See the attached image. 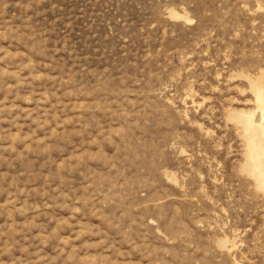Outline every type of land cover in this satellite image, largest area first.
<instances>
[{"label": "rangeland", "instance_id": "374dc122", "mask_svg": "<svg viewBox=\"0 0 264 264\" xmlns=\"http://www.w3.org/2000/svg\"><path fill=\"white\" fill-rule=\"evenodd\" d=\"M0 264H264V0H0Z\"/></svg>", "mask_w": 264, "mask_h": 264}, {"label": "bare ground", "instance_id": "6f19581e", "mask_svg": "<svg viewBox=\"0 0 264 264\" xmlns=\"http://www.w3.org/2000/svg\"><path fill=\"white\" fill-rule=\"evenodd\" d=\"M253 151V150H252ZM255 157V156H254ZM255 159V158H254Z\"/></svg>", "mask_w": 264, "mask_h": 264}]
</instances>
